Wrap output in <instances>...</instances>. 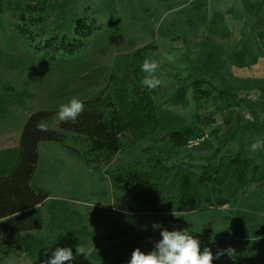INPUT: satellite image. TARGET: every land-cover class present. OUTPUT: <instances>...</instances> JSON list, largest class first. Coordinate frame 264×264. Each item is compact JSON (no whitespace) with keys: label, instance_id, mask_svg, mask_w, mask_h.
<instances>
[{"label":"rangeland","instance_id":"rangeland-1","mask_svg":"<svg viewBox=\"0 0 264 264\" xmlns=\"http://www.w3.org/2000/svg\"><path fill=\"white\" fill-rule=\"evenodd\" d=\"M33 2L0 0V175L13 165L22 127L31 113L54 111L43 125L57 129L60 105L73 98L83 101L110 94V75L120 74L121 59L130 64L134 54L140 82L145 77L141 70L145 59L159 65L156 75L161 85L148 89L151 112L158 118L155 137L195 124L196 115L215 116V122L203 127L199 140L165 160L162 167L170 166L171 161L202 160L219 147L222 154L248 159L256 169L248 182L223 187L228 206L175 215L133 214L114 208L103 172L120 164L145 165L149 154L144 148L154 147L153 139L135 142L100 164L99 172L87 168L59 143L40 141L31 185L49 194L34 210L42 218V227L17 232L6 242L0 264H42L51 256V251L45 255V250L63 247L74 255L77 248L82 251L65 264H116L117 254L127 248L153 251L165 228L187 229L200 242L201 250L209 248L214 257L218 249L236 250L234 258H214L213 264H243V254L264 249V150L249 151L256 139L264 140V80L257 77L245 82L224 74V67L232 70L229 63L238 57V50L212 41L203 45L205 48L189 51L182 19L170 10L177 0H46L41 19L31 26V38L16 24L22 8ZM83 16L95 18L99 27L77 54L52 57L43 47L45 40L54 35L72 37L75 19ZM260 51L253 53L262 57ZM241 57L251 56L242 51ZM200 77H206L214 89L197 97L193 84ZM209 89L206 82L199 91ZM246 112L254 115L253 122L245 118ZM224 118L231 119L229 127ZM53 200L61 201L57 226H52L48 212ZM153 223L161 228L154 230Z\"/></svg>","mask_w":264,"mask_h":264},{"label":"trees","instance_id":"trees-1","mask_svg":"<svg viewBox=\"0 0 264 264\" xmlns=\"http://www.w3.org/2000/svg\"><path fill=\"white\" fill-rule=\"evenodd\" d=\"M45 3L46 0H35L22 8L16 24L21 33L27 31L32 38L31 26L41 19ZM98 27L93 17H77L72 37L51 36L43 47L52 57L77 54ZM121 61L120 74L109 77L111 93L81 101L84 110L75 123L60 121L57 129L40 131L37 124L48 121L54 111L39 110L28 116L19 136L16 159L9 171L0 175V254L17 232L42 227V218L34 210L49 194L31 185L40 141L59 143L87 168L99 172V165L117 153L137 141L153 139L154 147L144 148L149 154L145 165L126 163L103 172L109 180L114 208L133 214H183L222 208L228 204L222 195L223 187L231 182L240 186L251 179L249 174L256 167L239 154H222L219 147L212 156L202 160L171 161L170 166L162 167L165 160L186 148L189 141L199 140L203 127L215 122V116L212 113L196 115L195 124L155 137L158 118L151 112L150 91L136 76L137 57L134 54L130 64L125 59ZM204 83L202 78L194 81L195 96L210 94L211 89L199 91ZM254 118L253 115L249 122ZM231 122L230 118H224L225 126L229 127ZM60 207L59 200H53L49 206L52 226H57L61 218ZM132 252L125 249L117 254L116 264H128L127 258ZM242 261L243 264H264V249L243 254Z\"/></svg>","mask_w":264,"mask_h":264},{"label":"crops","instance_id":"crops-1","mask_svg":"<svg viewBox=\"0 0 264 264\" xmlns=\"http://www.w3.org/2000/svg\"><path fill=\"white\" fill-rule=\"evenodd\" d=\"M170 10L177 12L178 20L182 19L183 28L188 32L184 39L188 42L189 51L205 48L203 45L215 41L225 49L238 50V57L229 63L232 70L229 72L224 67L225 75L233 80L244 79L245 82L257 77L264 80V0H177ZM258 50H261L262 57L254 55ZM242 51L248 52L251 57L243 59ZM206 74L204 72L203 76ZM206 77L202 79L211 90L214 89ZM234 257L235 255L232 256Z\"/></svg>","mask_w":264,"mask_h":264},{"label":"clouds","instance_id":"clouds-1","mask_svg":"<svg viewBox=\"0 0 264 264\" xmlns=\"http://www.w3.org/2000/svg\"><path fill=\"white\" fill-rule=\"evenodd\" d=\"M158 63L155 60L145 59L141 70L145 73L141 84L149 90L156 89L161 85V80L156 75ZM84 104L80 100L73 98L68 104H62L57 113L62 122L75 123L77 117L83 112ZM40 131H46L43 124H37ZM264 147V140L256 139L249 145V151L258 152ZM173 215H175L173 213ZM153 229H160L161 225L153 223ZM162 239L155 244L153 251L145 254L139 248H136L128 264H213L214 258L219 260L223 256L232 258L236 250L232 247L218 249L213 256L212 251L205 247L201 252L200 242L185 230L169 231L166 228L160 232ZM51 251L49 259L42 261V264H65L76 259V256L82 254L78 248L76 255L70 248H56L54 250H45V255Z\"/></svg>","mask_w":264,"mask_h":264},{"label":"built area","instance_id":"built-area-1","mask_svg":"<svg viewBox=\"0 0 264 264\" xmlns=\"http://www.w3.org/2000/svg\"><path fill=\"white\" fill-rule=\"evenodd\" d=\"M247 99H255L253 96H248ZM245 118L248 120V121H252L253 120V115L251 112H246L245 114ZM192 143L193 141H189L186 145V148H190L192 146Z\"/></svg>","mask_w":264,"mask_h":264}]
</instances>
